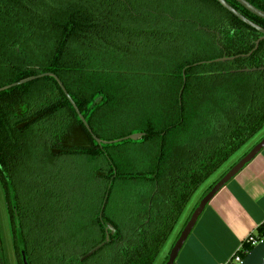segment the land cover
<instances>
[{"label":"trees","instance_id":"trees-1","mask_svg":"<svg viewBox=\"0 0 264 264\" xmlns=\"http://www.w3.org/2000/svg\"><path fill=\"white\" fill-rule=\"evenodd\" d=\"M225 1L264 29V20ZM246 1L264 12V0ZM197 27L200 34L191 31ZM203 29L214 32L207 52ZM259 37L216 0H0V88L55 75L107 142L93 140L52 77L0 92V185L18 264L21 244L28 264H154L192 196L264 127V70L244 72L264 67V40L253 50ZM153 46L167 49L161 62L127 63ZM139 70L166 79L144 92L146 84L127 80ZM135 114L143 136L119 142L133 135L126 129ZM83 156L102 159L105 169L97 170L95 212L74 228L66 223L72 205L47 173ZM135 183L116 223V187ZM107 224L109 241L80 262L105 242ZM252 236L264 238V223ZM252 249L246 240L236 254Z\"/></svg>","mask_w":264,"mask_h":264},{"label":"rangeland","instance_id":"rangeland-1","mask_svg":"<svg viewBox=\"0 0 264 264\" xmlns=\"http://www.w3.org/2000/svg\"><path fill=\"white\" fill-rule=\"evenodd\" d=\"M166 51H167L166 48L153 46L151 48H148L147 50L144 49V52L142 53L138 52L135 56L130 57L126 61H128L127 63H129V61L131 60L130 63H132L133 68L134 66H136L135 69H138V67L140 68L141 66H143L144 61L149 60L148 64L151 62L152 59H156L158 62H161L165 57ZM149 53H152V55H149ZM122 62H124V60H122ZM136 72L138 74L142 72V70ZM127 78H128L127 80L130 81L132 80L133 81L132 83H134L136 86L140 84H146L147 88L146 91L144 92H147L148 88L151 87V85L157 86L158 83H161L166 79L163 76V74H159V73L155 74L154 76L152 75L148 76L146 75V71L138 75L127 76ZM155 96L156 95H154V97ZM138 117H136V114L134 116L131 115L129 116L128 120H130L132 124L129 126V129H126V131H129L131 128H134L138 125L137 123L140 121ZM132 131H133L132 133L133 135L139 133L137 132V130H135V128ZM263 138H264V127L234 157H232L226 164H224L218 172H216L201 188L198 189V191L194 194V196H192L191 200L185 207L173 233L171 234L167 243L163 246L154 264L166 263L171 248L175 243L176 237L179 231H181L184 222L189 217L193 208L196 207L199 201L201 200V198H203L208 188L215 181L220 179V177L230 167H232L241 157H243L244 154H246L253 146H255ZM126 159L127 157L124 156L121 158V160L124 162H126ZM102 163H103L102 159L94 160L83 156V157L65 158L63 159V161L61 160L58 163L55 162L54 166L52 165L53 168L52 166H49L50 169L52 170L51 171L52 173L49 172L47 174H52L51 177L53 179L56 190L59 192H63L66 196L64 198L68 200L67 204L72 205V208H70L71 213H69V218L66 223L68 225L72 224L74 228L84 226V224H86L87 221H89L90 216L95 212V208L97 206V202L100 195L99 191L101 190L102 187V184L99 183L101 179L100 180L96 179L97 178L96 176L98 173L97 170L99 168L104 167ZM58 167L59 170L57 169ZM39 177H44V176L40 175ZM131 185L132 184H127V186L116 187V192L113 195L114 204H112L111 207L113 210L114 209L116 210V213H113L112 210L109 211V215L111 217H114L113 219L116 220V223L118 222L119 218L123 219L122 215L120 214L121 212H119V207L120 209L122 208V203H123L122 198L125 197V195L128 196L127 194L129 192L125 193L126 188L140 186V184L138 183H135L134 186ZM148 188L150 190V187ZM138 192L139 190L137 189L133 190L134 195L138 194ZM64 204H66V202H64ZM136 204L138 203L130 202V206H128V209L136 210L137 208ZM7 205L8 203H7L5 191L0 185V251L2 255V260H3V264H18L16 259V254L14 251L13 234L10 226L11 221L8 218L9 213H7Z\"/></svg>","mask_w":264,"mask_h":264},{"label":"crops","instance_id":"crops-1","mask_svg":"<svg viewBox=\"0 0 264 264\" xmlns=\"http://www.w3.org/2000/svg\"><path fill=\"white\" fill-rule=\"evenodd\" d=\"M263 223L264 149L208 203L175 264H227Z\"/></svg>","mask_w":264,"mask_h":264},{"label":"water","instance_id":"water-1","mask_svg":"<svg viewBox=\"0 0 264 264\" xmlns=\"http://www.w3.org/2000/svg\"><path fill=\"white\" fill-rule=\"evenodd\" d=\"M217 3L228 13L233 15L235 18H237L239 21L244 23L245 25L249 26L250 28L254 29L257 33L260 34V37L258 40L255 42V48L253 50H256L259 43L264 40V29L261 28L260 26L252 23L248 19H246L244 16H242L239 12H237L234 8H232L225 0H216ZM239 4L243 9H245L247 12L252 14L253 16L264 20V12L255 8L252 6L250 3H248L246 0H232ZM252 50V51H253ZM252 51L248 55H241L238 57H231V58H220L216 59L213 62H226V61H233L236 58H245L248 57ZM257 70H264V67L258 68V69H251V70H244V72H255ZM44 77H52L59 85L61 91L65 95L66 99L68 102L71 104L72 108L76 112L77 116L83 123L84 127L88 131V133L92 136L93 140L99 144H106L107 142L101 141L98 138H96L90 128L88 127L86 121L84 118L80 115L75 103L71 99V97L68 95L66 92L65 88L63 87L62 83L60 80L53 74L46 73V74H41L38 76L30 77L25 80L19 81L17 83L5 86L3 88H0V92L9 90L13 87H17L23 84H26L28 82L44 78ZM143 134H135V135H130L126 138L118 140L120 141H125V140H131V141H137L141 139ZM117 141V142H118ZM264 149V138L261 139L255 146H253L243 157H241L214 185L213 187L201 198L195 209L190 215L189 220L181 230L179 237L175 241L174 245L171 248V251L169 253V256L167 258V261L165 264H175V261L177 259V256L182 249L184 243L186 242L187 238L189 237L191 231L193 230L194 226L196 225L199 217L201 216L202 212L208 205V203L212 200V198L226 185L228 184L247 164H249L262 150ZM114 229L110 224H107L106 226V236H105V242L99 244L89 252H87L84 256H82L79 261L83 262L86 259L90 258L93 256L97 251H99L105 243L109 241V234H113ZM20 254H21V261L22 264H28L27 258L23 249L22 244L20 245ZM0 264H3L2 260V255L0 251ZM240 264H264V238L260 240L254 247L253 249L243 258L242 262Z\"/></svg>","mask_w":264,"mask_h":264},{"label":"flooded vegetation","instance_id":"flooded-vegetation-1","mask_svg":"<svg viewBox=\"0 0 264 264\" xmlns=\"http://www.w3.org/2000/svg\"><path fill=\"white\" fill-rule=\"evenodd\" d=\"M191 31L200 34V32H201L202 30H201L200 27H197L195 30L192 29ZM203 32H204L206 38L203 40V42H202V44H201L200 47L202 48V50H205V51L207 52V51L211 50L212 47H213L212 44H209L207 38H210V37L214 34V32L209 31V30H207V29H203ZM213 61H214V60H210V62L208 61V63H215V62H213ZM194 66H196V65H194ZM6 199H7V198H6ZM7 203H8V201H7ZM7 213H9L8 205H7ZM8 218L10 219L9 215H8Z\"/></svg>","mask_w":264,"mask_h":264},{"label":"built area","instance_id":"built-area-1","mask_svg":"<svg viewBox=\"0 0 264 264\" xmlns=\"http://www.w3.org/2000/svg\"><path fill=\"white\" fill-rule=\"evenodd\" d=\"M247 241L251 244L252 247H254V246L258 243L257 239H256L254 236H252V235H250V236L247 238ZM242 260H243V259H242L239 255L235 254V255H234V256L228 261L227 264H240V263L242 262Z\"/></svg>","mask_w":264,"mask_h":264}]
</instances>
